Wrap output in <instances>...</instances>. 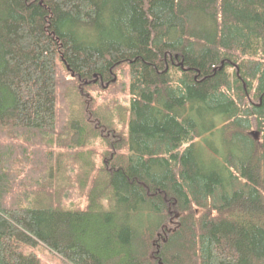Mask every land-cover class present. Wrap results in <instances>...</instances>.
Instances as JSON below:
<instances>
[{
	"label": "trees",
	"instance_id": "1",
	"mask_svg": "<svg viewBox=\"0 0 264 264\" xmlns=\"http://www.w3.org/2000/svg\"><path fill=\"white\" fill-rule=\"evenodd\" d=\"M39 246L264 264V0H0V264Z\"/></svg>",
	"mask_w": 264,
	"mask_h": 264
},
{
	"label": "rangeland",
	"instance_id": "2",
	"mask_svg": "<svg viewBox=\"0 0 264 264\" xmlns=\"http://www.w3.org/2000/svg\"><path fill=\"white\" fill-rule=\"evenodd\" d=\"M96 164L99 166L100 162H96ZM84 204L85 203L83 202V205ZM35 252L38 257L42 260L43 264H65L62 259L54 255L50 250L43 246H39L38 248H36Z\"/></svg>",
	"mask_w": 264,
	"mask_h": 264
},
{
	"label": "bare ground",
	"instance_id": "3",
	"mask_svg": "<svg viewBox=\"0 0 264 264\" xmlns=\"http://www.w3.org/2000/svg\"><path fill=\"white\" fill-rule=\"evenodd\" d=\"M255 133H257V131H256V130H255V131H253L252 135H255Z\"/></svg>",
	"mask_w": 264,
	"mask_h": 264
}]
</instances>
